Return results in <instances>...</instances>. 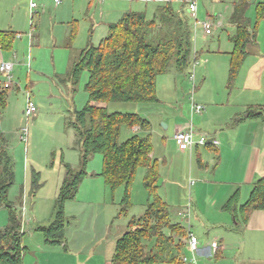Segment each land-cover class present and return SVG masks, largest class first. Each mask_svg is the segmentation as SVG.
Segmentation results:
<instances>
[{
  "label": "rangeland",
  "instance_id": "rangeland-1",
  "mask_svg": "<svg viewBox=\"0 0 264 264\" xmlns=\"http://www.w3.org/2000/svg\"><path fill=\"white\" fill-rule=\"evenodd\" d=\"M34 1L38 6L32 17L31 0H0V29L12 28L22 34L21 37L16 36L12 49L0 50L4 60L15 63L13 86L8 89V103L0 112V130L7 140L6 146L15 165V181L8 195L21 217L23 241L31 248L25 256H40L43 252L37 245L40 241L46 252H56L47 256L49 261L51 259L56 264H83V258L87 254H93L97 259L111 257L116 240L126 232L131 218L144 214L148 198V192L143 185L145 168H138L131 187V206L124 209L121 203L124 187L120 186L113 191L106 184L104 177L99 174L102 171V155L94 154L86 165L88 175L79 186L75 199L65 202L67 248L59 244H44V235L37 228L50 225L55 219V204L65 175L64 162L70 163L76 170L80 169V149L72 123L75 120V109L82 108L88 101L84 89L86 72L82 74L78 84L72 81L61 82L58 77L68 76L72 69V60L77 58L76 54L89 42L97 45L108 35L109 22H116L123 13L129 11H144L149 19L153 18L157 6L163 1L62 0L59 4L55 0ZM72 1H75L73 11L70 10ZM235 1L237 0H200L198 18L204 20L209 15L217 17V21H222L223 26L213 35H193L191 64L184 72H177L175 63H172L165 75L158 76L157 95L161 102L98 103L106 106L110 112H132L149 118L154 151L158 154L168 151L169 148L175 151L174 159H170L166 165L162 162L160 164L159 184L173 190L172 198L176 202L185 198L190 208L198 187L191 184V179L196 181L195 174L191 173L192 164L193 167L196 165V157L194 156L191 163L189 150L181 149L174 143L163 145L162 136L168 139L172 132V126L166 127L164 115L180 114L182 109L190 106L191 98L197 97L201 87V69L208 65L209 58L213 75L203 87L201 95L217 98L223 91L225 79L226 83L228 81L230 59L227 54L214 51L218 48L226 50L231 46L228 31L232 28L229 19ZM65 6L68 9L61 12ZM174 6L178 8L180 3L174 2ZM247 15L252 22L256 19V2L251 4ZM59 18L73 20L63 25ZM70 23H76L72 49L67 45L72 26ZM191 73H195L194 81L189 78ZM173 75H177L176 87L175 83L173 87L171 85ZM0 78L3 82L6 81L5 75L0 74ZM28 96L38 107L36 114L29 118L23 113ZM25 128L26 139L22 140L21 135ZM135 133L144 135L145 131L123 127L120 139L125 140ZM34 172L38 173L40 188L32 193ZM174 210L176 207L172 205L170 212ZM8 223L9 209L0 202V229ZM31 230L33 235L30 234ZM209 236L210 240L212 237L218 238L213 232Z\"/></svg>",
  "mask_w": 264,
  "mask_h": 264
},
{
  "label": "trees",
  "instance_id": "trees-1",
  "mask_svg": "<svg viewBox=\"0 0 264 264\" xmlns=\"http://www.w3.org/2000/svg\"><path fill=\"white\" fill-rule=\"evenodd\" d=\"M256 2V19L251 24L247 11ZM264 18V2L238 0L231 14L236 30L231 37L234 48L230 53L227 89L234 87L241 66L248 56V46L256 37V27ZM76 31L71 30L70 40ZM194 29L186 6H174V1L158 5L153 18L144 11H129L109 25V33L97 45L89 42L73 61L68 76L62 82L78 84L84 72L87 103L75 109L72 125L80 149V169L64 162L65 175L55 204V219L50 225L38 226L49 244H64L66 230L65 202L75 199L79 186L88 175L86 165L94 154L102 155L99 173L114 191L124 187L121 200L124 209L131 206V187L139 167L145 168L143 185L148 192L142 216L132 217L126 232L118 238L110 264H186L183 260L187 227L171 220L169 204L158 193L161 177L160 163L153 158L151 122L132 112L108 111L98 103L127 101L157 103V79L172 63L184 72L191 64L194 50ZM16 34L0 30V48L10 50ZM8 89L0 85V112L7 106ZM250 118L264 120V106L250 105ZM138 128L120 139L122 128ZM7 140L0 130V202L9 209V223L0 229V264H24L28 247L23 243L21 217L9 199V189L15 181V165L7 149ZM77 148V147H76ZM32 193L40 188L38 173L34 172ZM239 191L234 192L223 208L239 223H247L251 212L264 210V175L252 186L248 199L239 204Z\"/></svg>",
  "mask_w": 264,
  "mask_h": 264
},
{
  "label": "crops",
  "instance_id": "crops-1",
  "mask_svg": "<svg viewBox=\"0 0 264 264\" xmlns=\"http://www.w3.org/2000/svg\"><path fill=\"white\" fill-rule=\"evenodd\" d=\"M261 1L264 2V0ZM237 2L238 0L234 2L233 10ZM74 6L75 1H72L71 11H73ZM66 9L68 8L65 6L61 12H65ZM59 19L63 25L73 20V18ZM213 19L217 22V25L214 27V34L219 27L223 26V23L222 21L218 22L217 17H213ZM229 21L232 28L231 31H228L231 46L226 48V50L218 48L214 52L225 53L230 59V53L234 48L231 37L235 33L236 25L231 19ZM250 21L251 24L255 23V20L252 22L251 18ZM111 23L113 22L108 23V29ZM71 25L70 29L76 30V23H72ZM0 30L12 31L16 36L18 33L12 28ZM71 30H69L67 45L72 49L71 42L73 40H70ZM198 34L206 36L200 29L194 33L196 36ZM53 39L56 41L55 37ZM80 51L76 54L77 56ZM248 51L249 54L241 66L239 75L231 91L227 89V86L225 87L227 84L225 79L224 89L217 98L201 95L203 87H205L213 75V66H209L211 60L209 58L208 65L201 69L203 76V78L202 76L199 78L201 87H199L197 97L193 96L191 98L190 106L188 105L189 107L182 109L180 114L164 115L166 127L170 128L172 126L171 136L168 139L164 135L162 136L164 146H168V143L177 144L174 139L176 131L190 127L194 131V138L196 140L203 135L219 140L218 145L195 144L189 150L190 162H193L194 156L196 157V165L193 167L192 164L191 172L195 174L196 181L191 179V184H193V187L198 186L194 193L195 200L194 198L192 199L191 208L189 205L187 206L188 202H186L185 198L182 201L176 202L172 198L173 190L171 188L167 189V186L165 187L164 184H159L158 188L161 198L170 207L172 205L176 207V210L170 215L171 220L173 222H180L186 226L188 236L192 232L199 238V249L196 253L198 264H264V210H253L247 223H239L232 213L223 208L224 203L236 191H239L240 194L239 204L245 202L250 195L253 183L264 175V120L250 118L247 114V109L250 105L264 106V18L259 21L256 27V37L248 46ZM0 59L4 60V55L1 51ZM176 71L179 72L177 67ZM223 73L224 70L221 72V76ZM58 79L62 82V77L59 76ZM158 79L157 94L159 90ZM170 81H172V87L174 86L173 83H175L176 87L177 75H173ZM2 82L0 78V85ZM170 92L168 91V93ZM158 98L159 102H161L162 100L159 95ZM194 103L204 105V109L201 112L195 111L193 108ZM205 110L206 112L204 113ZM147 119L149 120V118ZM137 129L135 128V130ZM174 154L175 151L170 150V148L168 151L160 152V154L154 151L153 148L152 156L160 164L162 162L166 165L170 159H174ZM174 203H177L179 206L177 204L175 206ZM32 231H30L31 235H33ZM211 232L218 238L212 237L210 240L209 234ZM188 236L184 239L185 247L183 254L190 257L192 253L189 248ZM215 241L218 242V247L216 251H213L211 243ZM44 244L48 245L49 243L45 241ZM24 245L26 244L24 243ZM37 245L43 251L37 258L25 256L28 250L31 249L29 245H26L28 249L24 254V264H56L51 259L49 261L47 257L49 255L52 256L56 252L50 250L46 252L43 243H40V241ZM49 245L54 246L53 244ZM59 246L67 248L68 243L66 238L64 244H59ZM45 255L46 260H44ZM111 257L103 256L101 259H97L98 257H95L93 254H87L83 258V264H95V262L97 264H110Z\"/></svg>",
  "mask_w": 264,
  "mask_h": 264
},
{
  "label": "built area",
  "instance_id": "built-area-1",
  "mask_svg": "<svg viewBox=\"0 0 264 264\" xmlns=\"http://www.w3.org/2000/svg\"><path fill=\"white\" fill-rule=\"evenodd\" d=\"M62 0H55L56 4L61 3ZM160 1H174V2H179L181 4H184L186 6V10L188 15L191 18L192 24H193V29L194 33L197 32L198 29H200L204 35L209 36L213 34L214 27L217 25V22L213 19L212 16H208L204 20H200L198 18V9H199V2L200 0H160ZM37 3L34 0H31L30 3V11H31V16H34V9L37 7ZM33 30V29H32ZM22 34L18 33L17 37H21ZM30 36H32V33L30 32ZM15 67V63L11 61H6L3 59H0V74H3L6 76V81L2 82V87L5 89H9L13 86V81H12V75H13V70ZM190 78L192 81L195 80V75L194 73L190 74ZM193 108L197 112H201L204 109V105L194 103ZM38 110V107L36 103L31 99L30 96L27 97L26 100V105L24 108V114L27 118L33 116L36 114ZM26 134H27V129H24L23 134L21 135L22 140L26 139ZM174 139L178 146L181 149L185 150H191L195 144H200V145H218L219 140L216 138H209L206 135L201 136L198 140L194 138V131L190 127L188 129H178L174 135ZM188 243H189V248L192 253V256H183V260L186 262V264H198L197 263V256L196 253L199 249V238L194 235L192 232L189 233L188 236ZM211 247L213 251H216L218 247V242H212Z\"/></svg>",
  "mask_w": 264,
  "mask_h": 264
}]
</instances>
